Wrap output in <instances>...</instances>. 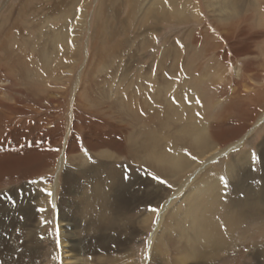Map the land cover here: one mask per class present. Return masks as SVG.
<instances>
[{
    "label": "bare ground",
    "instance_id": "6f19581e",
    "mask_svg": "<svg viewBox=\"0 0 264 264\" xmlns=\"http://www.w3.org/2000/svg\"><path fill=\"white\" fill-rule=\"evenodd\" d=\"M203 1L126 0L128 19L117 21L125 39L116 43L119 33L107 26L114 9L102 1L104 24L94 33L85 11L27 17L30 32L14 42L13 28L0 35V264H38L49 222L53 264L133 258L131 243L148 229L142 264H216L233 253L235 242H221V229L251 215L239 209L237 218L222 206L232 176L208 168L264 125V31L249 26L255 18L264 26V0ZM12 12L6 23L19 24L25 13ZM193 22L200 28L189 31L187 45L158 49L165 23ZM48 23L32 48L29 38ZM217 36L222 43H213ZM189 53L197 56L193 69ZM191 81L218 92L226 107L220 117L208 120ZM258 154L264 174V140ZM140 166L147 175L131 172ZM226 169L233 175V164ZM248 196L252 217L264 223V185ZM257 252L256 264H264V246Z\"/></svg>",
    "mask_w": 264,
    "mask_h": 264
},
{
    "label": "rangeland",
    "instance_id": "374dc122",
    "mask_svg": "<svg viewBox=\"0 0 264 264\" xmlns=\"http://www.w3.org/2000/svg\"><path fill=\"white\" fill-rule=\"evenodd\" d=\"M99 1H102V3L104 2L108 5H111L114 9V10H109V13H107L108 19L106 18L109 24L107 25L109 29H112L113 25H114V28L117 29L115 30L113 28L110 31L120 34L116 36L118 37L117 39L113 38L114 42L116 43L119 40V38L124 40L125 37L123 34H121L122 28L120 27L121 26L120 22H125L128 19L129 10L127 8H125V10L122 9V7L125 5L126 0H65L63 4H61L58 0H0V31H1L0 35L2 37V35L5 32L13 28L14 30H11V32H12V35L14 32V35L11 36L10 41L13 40L14 42L15 39L18 38V33L26 34L30 32L28 28H25V25H27V22H26L27 17L40 19L41 17H46L48 14L60 15L61 13L71 12L72 14L78 15L81 12H85V11L87 15L89 16V18H91V29L94 33V31L97 28L96 25L99 22V20L102 23L104 22L102 18L103 16L101 13V8H100L101 2ZM200 3H202L203 5L204 1L200 0ZM11 11H13L12 13L18 11L17 14H15L17 18H18V15L21 14V12L23 14L25 13L23 15L24 18L20 19V21L21 22L23 21V23H21L20 21L18 22L19 24L21 23L20 24L21 26L19 24H14L12 22H9L11 23V25L9 23H6V20H7L6 17L8 14L11 13ZM254 17H257L256 14L253 16V18ZM256 19L257 18H255L254 21L251 22V24L249 25L251 27V32L264 31L262 28L260 29V27L264 28V26H262L261 24L258 25V23L255 22ZM118 20L120 22L117 23ZM113 21L114 22L116 21L115 24ZM62 24H63V20L61 22L56 23L57 26H60ZM50 26L52 28L51 23H48V25H46L45 28L41 30V32H36L34 36L29 38L31 43L34 45V46L30 45L32 46V48L36 49L37 37H39L40 35H43L45 33V29H48ZM196 26H197V23H194V22L189 25H180L177 23H165L162 27L161 32L157 35L158 45H159L158 49L160 50V47H167L169 46L170 43H173L174 41H177V40L180 41L182 44L187 45L189 42L188 40L189 31L195 29ZM197 28H200V27L197 26ZM88 36H89L88 32H85L84 41H83V44L85 46L88 41ZM221 41L222 40L218 38V36L213 39V43H218V42L222 43ZM90 44H91V41L89 42V45ZM30 46H26V47L28 48ZM255 50L260 51L258 46L255 47ZM190 52H191V49H190ZM90 53H91V47H90ZM205 57H206L205 53L202 50H200L199 60L200 61L205 60ZM196 59H197V56L194 55V53H189V54H186L185 56V61H188V64L191 65L192 69L194 65H196ZM142 61L144 60L142 59ZM228 61H229V65L231 66L232 56L229 57ZM84 62H85V59L83 60V63L80 65V67L84 64ZM117 62H119V60H117ZM192 74L193 73H190L187 70V75L191 76ZM128 76L130 77V75ZM203 84L198 82L196 87H197V92L204 96V100H203L204 109L207 110V112L210 114L208 118V120L210 121L211 119H213L212 118L213 116L220 117L224 113L226 107H222L219 105V101L217 100L218 92L216 90L210 89L208 87V83H203ZM190 86L195 87L192 84V81L190 83ZM250 113H253V112L251 111ZM254 113L256 112L254 111ZM234 120H237V119H234ZM244 120L247 121L246 119ZM245 121L243 122L246 123ZM263 140H264V125L259 130H256L255 133H253V135H251V137L245 141L244 147L242 149H239L240 151H236L235 153L231 154L228 157H223L221 159H218L217 161H214L212 163V167L209 166L208 168L209 170H214L216 173H220L222 176L224 175L232 176V177H229L228 181L224 183L225 186L223 187L222 192L223 190H225L224 192L225 195L222 193L224 195V196L222 195V200H221V202H223L222 206L224 208L226 206L225 208L226 210L227 208L228 209L230 208L229 211L233 210V213H236L237 218H238V212L241 209L243 211L244 209L246 210L248 208L247 209L248 213H250L248 215H251L249 216L248 220L240 222L241 224L238 223L237 225H235L231 223L230 227L232 226L236 227V229L232 227L233 232L232 231L228 232L229 220L227 221L225 220L226 221L225 222L224 221L225 218L222 216L221 222L223 221L225 223H224V227L222 226L223 228L221 229V231L223 232V236H221V242L234 241L235 249L233 250V253H229V252L222 253L219 256V259H216L217 260L216 264H253V263L256 264L258 260L257 251L261 247L264 246V223L263 222L260 223L257 221V219H254L252 217V213L254 209L246 205L247 203L246 201L250 199V197L248 196L249 191L251 190L258 191L261 189L262 185H264V176H263L264 174L262 173L263 172V160L260 158L258 154L260 144L262 143ZM244 159H247V163H242V162H245ZM230 164L234 165L233 175H229L227 173L226 168ZM125 166L127 167L128 164H126ZM131 172L133 174L141 173L142 175H147L146 169H144L141 166L139 168L131 167ZM147 190L151 191L153 190V188L150 187V188H147ZM237 206L239 207L236 208ZM144 209H141V210L139 209L138 211H136L134 217H137V219H139L140 216L145 215V213L149 211V208H144ZM219 222L220 221H218V223ZM223 222L221 224H223ZM260 227H261V230H258ZM151 230L152 229H148L146 232L141 230L139 237L136 238V240H134L133 243H131L130 250L134 254L133 258L131 257V258L125 259L124 258L125 253H122L120 255L118 254V261L114 262L113 264H125L126 262L127 264H142V259H143L142 257L144 256L143 250H145L148 244V241L153 231ZM51 231H52V224L51 222H49L47 226L45 227V230L43 231V235H42V240L43 239L45 240V244H44L45 246L41 247L37 251V255L39 257L38 264H50V263L53 264L55 258L57 257V253H55L56 252V240L53 239L54 238L52 237L53 232ZM162 246L163 245L160 244L159 249H161V251L164 253V250H163L164 248ZM243 246H249L251 249L244 250L242 248ZM253 247L255 248L254 250L252 249ZM125 260L126 262H124ZM105 264H112V263L106 262ZM165 264H168V263H165Z\"/></svg>",
    "mask_w": 264,
    "mask_h": 264
},
{
    "label": "snow or ice",
    "instance_id": "6c2138e0",
    "mask_svg": "<svg viewBox=\"0 0 264 264\" xmlns=\"http://www.w3.org/2000/svg\"><path fill=\"white\" fill-rule=\"evenodd\" d=\"M56 151L58 152L59 151V149H56ZM155 179H159V177H154ZM161 183H163V184H166L167 185V187H169V188H171V185H169V184H167V181H163V180H161L160 181ZM51 193H49V195H50ZM153 211H156V209H152Z\"/></svg>",
    "mask_w": 264,
    "mask_h": 264
}]
</instances>
